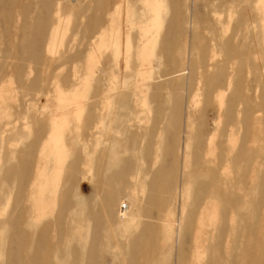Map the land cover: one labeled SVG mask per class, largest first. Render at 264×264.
<instances>
[{
  "label": "rangeland",
  "instance_id": "374dc122",
  "mask_svg": "<svg viewBox=\"0 0 264 264\" xmlns=\"http://www.w3.org/2000/svg\"><path fill=\"white\" fill-rule=\"evenodd\" d=\"M25 25L31 29L23 33L21 26ZM10 39H15L12 46ZM219 90H225L223 97ZM116 93L123 96L111 132L115 138L123 144L125 137L118 131L128 128L130 122L134 124L132 120L121 124L123 113L141 118L134 129V145L141 148L139 155L134 159L129 154L123 156L116 172L126 177L137 162L143 172L153 175L155 166L146 158L156 156L160 140L165 149L162 163L171 165L177 159L181 165L178 181L188 179L196 172L197 156L207 151L205 140L213 137L212 146L216 153L222 152L225 162L235 160L241 168L246 167L247 177L255 176L253 205L244 203L242 211L246 222L244 240L256 239L257 249L250 251L249 241L242 242L233 253L222 257L211 254L207 259L203 253L202 264H219V260L238 264L247 250L251 252L249 259L255 257L252 264H264V0H0V221L11 223L4 232L0 227V264H19L18 257L24 252V243L17 236L20 229L13 225L23 220V206L14 201L17 191H24L33 168L42 132L37 117L39 113L46 114L37 112L40 104L52 99L64 108L70 105L63 116L68 117L82 108L76 99L84 97L91 106L94 95ZM28 100L34 102L29 105ZM103 102L108 105L110 97ZM246 106L251 108L248 115ZM91 110L86 108L82 117ZM159 110L162 124L155 123ZM3 112L8 120H4ZM17 116L26 117V126L19 122L9 135L2 134V124ZM257 119L263 125L260 131L254 127ZM66 129L62 134L70 145ZM126 140L130 141L129 136ZM187 147L192 155L190 164L184 160ZM14 150L21 152L18 160ZM78 154L67 158L68 165ZM203 160L204 157L199 164ZM256 163H262L261 169L250 172V164ZM7 172L18 189L3 210L2 202L10 189L3 182ZM214 180L220 183L217 175ZM246 182L249 184L248 179L245 187ZM95 185L96 182L89 186L90 194ZM242 194L249 199L250 191L230 188L228 203ZM74 195L68 200L74 201ZM65 201L66 196L61 195L58 205L47 207L48 194L39 196L36 191L27 203L32 225L61 220L59 210ZM127 203L121 196L115 207L123 213ZM180 205H176L177 233L182 227ZM226 206L225 218L230 227L234 211L241 210V204ZM187 213L191 215L188 210ZM176 240L177 237L174 246ZM90 241L91 238L89 247ZM183 242L188 246L186 250L160 247L166 253V264H181L182 258L186 261L191 255L190 236ZM229 243L235 248L234 242ZM110 245L114 248L115 241ZM46 246L45 241L34 240L31 256ZM130 250L129 246L124 250L126 261ZM83 259L92 260V264L115 262L113 253L100 254L97 245L92 252L88 249ZM68 262L75 263L74 255Z\"/></svg>",
  "mask_w": 264,
  "mask_h": 264
},
{
  "label": "bare ground",
  "instance_id": "6f19581e",
  "mask_svg": "<svg viewBox=\"0 0 264 264\" xmlns=\"http://www.w3.org/2000/svg\"><path fill=\"white\" fill-rule=\"evenodd\" d=\"M18 27L19 24L16 23L15 28ZM21 27L23 33L31 29L30 25ZM14 42L15 39L9 40L11 46ZM218 92L223 97L225 90ZM106 96L110 97L108 105H104L103 102ZM122 96L121 93L96 94L92 98L94 102L91 106L84 97H80L75 101H78L80 107L84 109L81 108L68 117L63 116L71 108L70 105L69 108H64L52 99L40 104V111L37 112L43 111L46 114L37 113L42 132L33 168L24 191L21 194L18 190L17 199L14 201L17 205L22 204L24 213L23 220L13 222V225L20 229L17 236L24 243V252L18 257L19 264H40L41 262L42 264H69L68 259L73 255L74 264H92V260L84 262L83 256L88 249L92 252L96 245L99 247L100 254L113 253L115 259L113 264H166V253L161 252L160 247L163 245L186 250L188 246L183 239L188 236L192 243L191 255L186 257V261L182 258L181 264H202L203 253L207 255V259L211 254L218 257L227 253L231 254L239 248L240 243L247 241H249L247 248L250 251L256 250V239L244 240L246 222L242 211L244 203H247L248 207L253 205L252 195H254L255 186L252 179L255 176L252 174V177H247L246 167L241 168L235 160L225 162L222 152L216 153L212 146L213 137L205 140L207 151L197 156L196 164H198L194 168L196 172L188 179L178 181L181 165L177 159L174 158L171 165L162 163L161 154L165 149L160 140L156 143V156L146 158L151 166H155L153 175L149 173L150 171L143 172L144 168H140L137 162H135L134 170L129 171L126 177L116 172L118 164L125 159L123 156L129 154L130 158L134 159L141 150L140 147L134 145V129L141 123L138 115L135 116L137 119L130 118L129 113H123L120 116L121 124L128 123L130 120L134 122V124L130 122L128 128L125 127L118 131L125 137L123 144L111 133L114 131L113 124L118 116L117 109L118 105H121ZM32 102L34 101L28 100L29 105ZM29 105H26L27 108ZM88 107L92 108L91 112L89 111L85 117H82ZM246 107L248 115L251 108ZM3 113L5 114L4 120H8L6 112ZM25 119L26 117L17 116L12 122H5L2 124V134L9 135L11 130L18 128L19 122L26 126ZM155 123H163L161 111ZM254 127L260 131L263 128L261 120L257 119ZM65 129L71 139L70 145L65 143V135L62 134ZM127 136L130 138L129 142L126 140ZM56 142L58 144H55ZM188 150L187 147L184 160L190 164L192 155ZM14 152L18 160L21 152L17 150ZM77 152L79 156H76L68 165L67 158ZM202 157L204 160L199 164ZM2 167L0 159V172ZM261 167L262 163L250 164L249 171L254 173L256 168L260 170ZM9 169L12 170L13 167ZM184 170L188 171L189 168L184 165ZM238 172L241 174L239 175ZM149 175L150 179L147 181ZM216 175L222 185L218 180H214ZM12 179V174L7 172L3 182L8 184L10 189L8 194L6 193L5 201L2 202L3 210H6L13 193L18 189ZM247 179L249 184L246 182L245 187L244 182ZM177 181L181 186L178 187ZM94 182L96 185L93 193L90 194L88 188ZM209 185L215 188H209ZM43 187L45 190L42 192ZM230 188L250 191L249 199L246 200L242 194L228 203ZM146 189H148V194H145ZM36 191H39V196L48 194L50 203L45 202L47 207L58 205L61 195L66 196V201L59 210L61 220L58 218L48 223L40 225L33 223L32 225L27 203L32 195L35 197ZM73 195L74 201H69L68 197ZM121 196L128 201L124 205L123 213L115 207ZM39 201H42V198H39ZM178 202L182 207L180 209L182 229L180 228L177 233L174 227L178 215L176 211ZM227 204H233L236 207L241 204V210L234 211L232 223L231 221L229 223L230 227H228V219L225 218ZM0 210H2L1 203ZM187 210L191 212V215L187 213ZM8 225H11L9 220L0 221L2 232ZM139 227L142 228L140 233L137 232ZM227 230H229L228 234ZM207 231L210 234L205 235ZM214 231L215 234H212L211 232ZM79 235L84 238L77 239ZM175 237H177L176 246L172 244ZM133 239H136L135 245L132 244ZM34 240H43L47 246L45 250L31 256ZM54 241L56 243H53ZM111 241H115L114 248L110 245ZM230 241L234 242L235 248L232 249ZM127 246L131 250L126 261L123 256L127 254L126 252L124 254ZM250 254L251 252L248 253L247 250L238 264H252L255 257L249 259ZM219 264L232 263L219 260Z\"/></svg>",
  "mask_w": 264,
  "mask_h": 264
}]
</instances>
